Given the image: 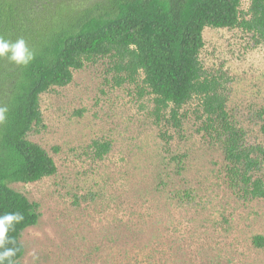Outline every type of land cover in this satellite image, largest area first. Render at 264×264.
Returning <instances> with one entry per match:
<instances>
[{"label": "rangeland", "instance_id": "rangeland-1", "mask_svg": "<svg viewBox=\"0 0 264 264\" xmlns=\"http://www.w3.org/2000/svg\"><path fill=\"white\" fill-rule=\"evenodd\" d=\"M204 39L200 59L224 75L232 119L248 144L264 146V42L239 28L207 27ZM106 63L86 64L41 96L45 127L29 139L58 171L10 185L41 213L23 233L21 264H264V246L253 241L264 236V197L230 188L221 143L198 131L199 100L181 110L180 128L158 124L152 95L107 83ZM94 140L112 141L103 159ZM183 155L182 170L174 157ZM254 177L264 181V162Z\"/></svg>", "mask_w": 264, "mask_h": 264}, {"label": "trees", "instance_id": "trees-1", "mask_svg": "<svg viewBox=\"0 0 264 264\" xmlns=\"http://www.w3.org/2000/svg\"><path fill=\"white\" fill-rule=\"evenodd\" d=\"M44 1L0 0V34L23 37L36 53L25 68L0 59V106L8 108L0 124V215L24 216L9 233L19 249L16 264L25 254L23 233L38 224L41 213L37 202L10 185L37 182L58 171L54 157L29 139L31 131L45 127L41 96L70 84L74 71L88 63L106 59L107 83L134 84L140 96L152 95L151 115L158 124L180 128L187 116L181 110L199 100L198 131L221 143L230 188L245 198L264 197V181L254 177L264 162V146L248 144L227 110L224 75L209 72L200 59L207 27L239 28L264 42V0H250L248 10L242 9L243 0ZM259 118L264 133V108ZM92 147L96 159H103L112 141L94 140ZM184 157H174L180 167ZM253 241L264 246L263 235Z\"/></svg>", "mask_w": 264, "mask_h": 264}, {"label": "clouds", "instance_id": "clouds-1", "mask_svg": "<svg viewBox=\"0 0 264 264\" xmlns=\"http://www.w3.org/2000/svg\"><path fill=\"white\" fill-rule=\"evenodd\" d=\"M35 57V51L23 37L11 40L0 34V59H7L17 67L25 68L32 64ZM7 112L6 106H0V124L7 119ZM23 220L24 216L20 212H6L0 215V264H16L14 257L19 249L15 246L16 240L9 233L15 231L16 225Z\"/></svg>", "mask_w": 264, "mask_h": 264}]
</instances>
